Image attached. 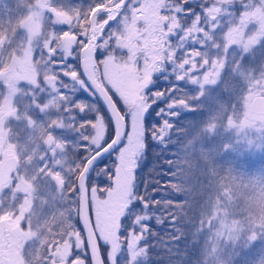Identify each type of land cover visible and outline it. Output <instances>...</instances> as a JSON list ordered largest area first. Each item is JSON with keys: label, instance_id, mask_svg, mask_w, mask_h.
I'll use <instances>...</instances> for the list:
<instances>
[{"label": "snow or ice", "instance_id": "6c2138e0", "mask_svg": "<svg viewBox=\"0 0 264 264\" xmlns=\"http://www.w3.org/2000/svg\"><path fill=\"white\" fill-rule=\"evenodd\" d=\"M252 150L264 0H0V264H264Z\"/></svg>", "mask_w": 264, "mask_h": 264}, {"label": "trees", "instance_id": "16d2710c", "mask_svg": "<svg viewBox=\"0 0 264 264\" xmlns=\"http://www.w3.org/2000/svg\"><path fill=\"white\" fill-rule=\"evenodd\" d=\"M158 84L160 87L165 86L162 83V81L158 82ZM180 121H178V123L183 125L184 122L182 123ZM172 158L173 157L170 155V152H162L158 146L153 145L152 147L149 148L147 152V156L143 162V168L141 172L142 177L145 179L160 180L161 183H164L165 181L170 179L169 176L162 175V173H166L168 171V165L165 163V160ZM236 159L241 160L243 162L242 157ZM221 162L223 163L225 161H221ZM238 164L239 163H234L235 167L239 169L240 165ZM101 184H103V180ZM164 227H167V225H165ZM153 259H155V257H153Z\"/></svg>", "mask_w": 264, "mask_h": 264}, {"label": "rangeland", "instance_id": "374dc122", "mask_svg": "<svg viewBox=\"0 0 264 264\" xmlns=\"http://www.w3.org/2000/svg\"><path fill=\"white\" fill-rule=\"evenodd\" d=\"M73 3H82L86 5L88 0H72ZM198 118V114H184L181 117L180 122H184L183 125L187 124L189 121H194ZM243 162L238 159H234L232 156H227L223 158L222 161H230L232 163H239V169L247 173H253L257 171L264 170V152L252 150L251 152H246L243 156ZM237 168V167H236ZM238 169V168H237ZM102 183V180L100 181Z\"/></svg>", "mask_w": 264, "mask_h": 264}]
</instances>
